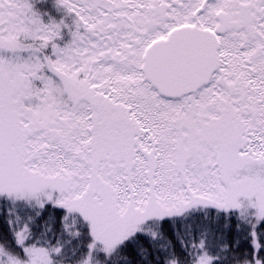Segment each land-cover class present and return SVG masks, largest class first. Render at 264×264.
Instances as JSON below:
<instances>
[{
  "label": "snow or ice",
  "instance_id": "snow-or-ice-1",
  "mask_svg": "<svg viewBox=\"0 0 264 264\" xmlns=\"http://www.w3.org/2000/svg\"><path fill=\"white\" fill-rule=\"evenodd\" d=\"M0 264H264V0H0Z\"/></svg>",
  "mask_w": 264,
  "mask_h": 264
}]
</instances>
